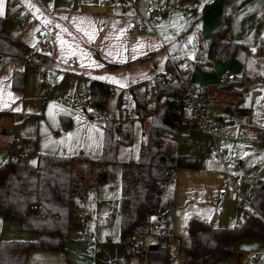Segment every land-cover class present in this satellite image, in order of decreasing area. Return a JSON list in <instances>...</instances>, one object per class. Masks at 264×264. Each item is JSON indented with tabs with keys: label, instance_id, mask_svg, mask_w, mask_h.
Returning a JSON list of instances; mask_svg holds the SVG:
<instances>
[{
	"label": "crops",
	"instance_id": "0c3cea01",
	"mask_svg": "<svg viewBox=\"0 0 264 264\" xmlns=\"http://www.w3.org/2000/svg\"><path fill=\"white\" fill-rule=\"evenodd\" d=\"M8 1L16 3L21 13L28 17L27 22L20 23L11 18L10 14L5 10V5ZM29 4L32 7H29ZM156 4L161 5L158 0H136L135 8L128 0H125V2L110 0H3V16H6L10 22L7 27L8 33L23 41L29 47L30 52L38 54L39 58L43 57V52L37 47L38 40L42 38L51 39L53 55L51 66L52 73L57 78V82L51 84L49 79L45 78L43 83H38L37 81L38 85L45 83L56 85L61 80L60 85L55 87L57 90L56 94L70 90L71 93L74 92V94L83 97V95L88 96L89 82L96 80L115 86L118 91H121V94L113 95L117 99L119 95L124 97V94L128 91L133 95L147 89L155 74L165 73L166 59L171 61L175 70L181 68L172 53L167 50V45L174 37H170L171 33L165 34L164 31L158 32L155 29V21L161 20V17L165 20L166 16L161 15L155 21H152L149 27L140 34L131 35L126 31L122 34L120 31L121 29H126L125 24L128 18H138L139 14L143 13L146 7ZM162 7L164 8V6ZM182 15L184 17L187 16L186 11H183ZM45 20L48 23H44ZM183 21L185 19L179 20L172 28L168 26L169 31L174 29L172 32L175 33V30H180V26L184 25ZM172 22L171 20L170 24ZM50 24H52V27H49ZM216 24V20L213 18L204 19L200 27L195 28L193 40L196 37L197 39L198 37H203L204 41L202 44L206 45V47L209 45L212 47L211 42L206 39L209 37L211 26H215ZM64 29H67V31H64ZM86 32L88 35H85ZM89 36L92 37L91 40H89ZM61 40L64 41L63 44ZM212 51V55H214L213 48ZM146 55L148 56L145 59H140ZM212 55L206 57L209 62L205 63V66L210 67V61L214 62ZM70 58H75L73 64L68 62ZM98 65H102V67ZM28 66L33 67L38 78L41 73L38 66L25 64L24 60L18 58H0L1 118L7 116V120L18 121L23 117L26 118L27 114H30L29 111L25 110L26 106L24 107L29 98L28 95L25 96L24 94L26 91V68ZM22 68L25 70V81L24 88L20 91L11 87V76L14 69ZM182 68L184 69L185 67ZM184 70L185 72L187 71L188 78L189 71L186 68ZM241 70L244 72V67ZM110 77H115L124 86L121 87L120 83L112 82L109 79ZM245 78L244 81L242 76L239 82L235 75L234 80L229 83L234 84L242 92L241 84L248 80V77L245 76ZM255 80L257 82V79ZM237 82L240 84L238 85ZM140 84H143L144 87L137 89ZM253 85L256 84L253 83ZM257 88H260V86L257 85L253 90L259 94ZM229 97L230 95L226 94L216 95L217 101L219 100L218 102H209L204 105L216 117L218 134L210 135L211 137H209L213 142L217 140V142L223 144L221 153L215 154L212 150L210 151L211 153H206V151H209V140L204 142L202 140L198 144L193 142L194 140L188 136V141L185 138L184 141H178V135L189 130L172 136V139L175 141L176 152L179 154L196 155L198 162L196 168H177L170 171V177L173 179V188L169 195L172 213L168 220V227L174 235V244L172 243L167 248L169 255L174 257V261L171 264H184L179 246L189 243L187 225L190 219L201 220L214 227H230L239 222L246 212L252 210L249 198L261 179V169L264 162V148L253 140V135L256 127L263 124L264 102L259 107L261 118L256 121L252 120V123L248 125L244 118L248 117L249 113L247 115H231L223 109L221 102L231 99ZM241 98L240 96L238 100L239 105L244 106L242 105ZM5 105L7 106L5 107ZM16 109L19 110L17 111ZM223 116L240 118V120L244 119L245 121L242 127H239V123H235L236 130L233 133L225 132L228 135L234 136L237 132L244 131L243 138H236L234 136L233 143L235 144L230 145L227 142V138H224L223 133H221V129L224 128L223 125H228V123L221 121ZM142 118H146L147 128L148 118L147 116H143ZM102 126L103 124L100 125V128L103 132ZM6 128V121L0 119V149H3L8 156L7 146L11 133L5 137L7 133ZM28 134L30 137H35L33 133ZM98 139L96 138V142H94L83 138L81 142L77 141L78 145L76 141L72 144L68 138L62 143V149H59L61 147L59 146L55 150L68 156L80 154L90 159H99L102 140ZM76 151H78L77 154ZM33 155L35 156V154H31L30 156ZM237 157L242 159L239 164L234 166L232 165L233 158ZM75 163L78 168L83 165L82 160H77ZM78 171L74 175L80 174ZM227 174L234 176L236 188L233 189L228 185L226 186L225 193L220 194L218 189L225 184ZM104 181L96 184L93 189L83 188L80 191L73 192L80 195L82 200H86L89 195L88 199L92 202L90 209L92 208L95 214L94 220L96 221V218H100L97 223L94 222L90 230V234L96 242L95 250H90L89 244L80 240L78 235L71 236L67 234L64 240L65 249L63 251L32 248L28 251L24 264H109L110 260L117 258L112 257V259H106L104 263L101 262L99 248L96 247L104 236V239H106L105 232L113 215L111 210L116 211L114 219L118 222L119 196L116 200L115 197L114 199L110 197V193L104 194L106 188L104 186L99 188V185ZM98 205H100V208L96 209ZM84 216L87 217V214H84ZM71 221H74V213L71 210L70 202L68 225ZM96 234H98L100 240L96 238ZM34 237L35 233L23 230L18 220L0 217V239L30 240ZM156 238L155 232H148L140 238L141 246L147 248L155 245ZM117 242L120 254L116 256H120L121 248L118 238ZM233 249L234 255L232 257L206 264H243L241 260L254 252L260 254L254 264H264V239H238L234 243ZM130 261L134 264H146L145 256L141 258L131 256ZM166 264H168L167 260Z\"/></svg>",
	"mask_w": 264,
	"mask_h": 264
},
{
	"label": "trees",
	"instance_id": "16d2710c",
	"mask_svg": "<svg viewBox=\"0 0 264 264\" xmlns=\"http://www.w3.org/2000/svg\"><path fill=\"white\" fill-rule=\"evenodd\" d=\"M10 24L6 16H0V58L13 57L24 60L38 58L30 52L29 47L20 39L11 36L7 27ZM200 36V35H199ZM195 46V58H199L206 45L203 37H198ZM207 41H210L215 56L226 61L232 56L236 42L229 36L225 17L211 29ZM205 40V41H206ZM253 52L256 59L264 51V46L254 40ZM148 55L140 58L145 59ZM197 65L201 62L195 60ZM112 66V65H110ZM176 70L169 59L165 61V72L175 74ZM161 82L157 87L155 100L151 103L131 96V110L134 117L142 119L145 115L148 124L145 131V142L136 159H128L120 163V195L118 199V241L121 255L109 261V264H134L131 256H145L146 264H166L169 250L157 236L153 248H143L140 238L150 231V223L169 220L172 206L169 195L173 188L170 171L177 168H196L197 159L193 155L179 154L175 150L172 139L185 126L182 122L185 98L181 88V78L169 79L160 74ZM187 78L186 73L182 74ZM253 77L257 85L264 87V62L262 71L254 70ZM246 79L243 76V80ZM25 70L14 69L11 76V87L22 91L24 88ZM108 84L91 80L88 87L89 100L105 107ZM240 89L232 83L218 85L210 90V94L220 92H237ZM208 93L201 98L206 104ZM119 95L117 105L120 106ZM223 109L231 115H247L249 108L240 106L239 102L223 105ZM127 111L119 108L118 121L110 118L103 122L102 147L99 159H90L83 155L74 156L42 153L36 150L34 137L26 139L27 151L35 154V163L29 164L25 159L7 158L0 163V217L16 219L23 230L35 233L33 239H0V264H24L27 253L32 248L61 250L65 249L64 240L67 235L68 215L71 197L74 191L83 188H95L96 184L106 179V171L102 163L115 160L118 144H129L131 136L122 127L121 122ZM30 114H27V116ZM25 116V117H27ZM63 124L66 116L62 115ZM167 120V122H166ZM253 140L264 148V110L263 124L257 126ZM11 146L9 141L8 148ZM77 160L87 163L90 180L82 174L74 175L73 165ZM251 211L230 227H214L210 224L190 219L187 225L189 243L180 245L184 264H206L226 259L234 255V243L243 238L264 239V165L261 179L249 198ZM155 217V219H153ZM142 235L138 246H133V236ZM137 264V263H136Z\"/></svg>",
	"mask_w": 264,
	"mask_h": 264
},
{
	"label": "rangeland",
	"instance_id": "374dc122",
	"mask_svg": "<svg viewBox=\"0 0 264 264\" xmlns=\"http://www.w3.org/2000/svg\"><path fill=\"white\" fill-rule=\"evenodd\" d=\"M110 1L125 2V0ZM158 2L164 6V8L162 7L164 10V14L162 15L166 16V18L164 20V18L161 17V20L155 21L156 18L154 20L155 29L158 32L164 31L165 34L171 33L170 37H174L167 45V50L172 53L176 62L178 61L181 67L177 68L175 72L185 74L186 72L184 69L186 68L189 71V82L207 89L209 100L207 103L218 102L219 100L217 101L218 98H216V95L226 94L230 95L229 98L231 99L224 100L221 102V105H229L237 102L241 96L242 105L250 109L249 116L244 118L246 123L249 125L252 123V120L256 121L260 119L261 113L259 107H261V105H263L262 102H264V87L260 86V88H257L259 94L254 92L253 89L257 86V82L253 77V72L254 70L262 71L264 51L259 58L256 59L252 49L254 48V40H257L264 46V0H158ZM183 11H186L187 16L184 17L182 15ZM222 16L225 17L229 36L237 43L232 56L230 59L222 61L218 59L215 54L212 55V47L209 45L203 50L199 58H195L194 45H197L199 42L196 36L193 40L195 28L200 27L204 19L213 18L216 20V23H218ZM170 17L171 19H169ZM184 19V25L180 26V30H175V33L172 32L174 29L169 31L168 26L172 28L175 23ZM171 20L173 22L170 24ZM213 27L214 26H211L210 30ZM208 55H212L214 59V62L210 61V67L205 66V63L209 62V60L206 59ZM195 60L200 61L201 66L197 65ZM182 67L185 68L183 69ZM242 67H244V72L241 70ZM227 71L233 72L239 82L242 76L248 77V80L241 84L242 92L239 90L232 93L220 92L210 94V90L219 85V77L227 73ZM26 75V91L24 94L25 96L28 95L29 98L24 107L26 106L25 110L29 111L30 115L18 121L7 120V116L3 118L0 117V119L6 121L7 133L5 137L9 136L10 133H14L22 136L26 140L30 137L28 133H33L35 134L34 138L37 143L36 148L38 151L55 155H65L55 149H58L59 146H61L59 149L63 148L62 143L69 138V134H72L70 139L72 144L74 141H76V143L77 141L81 142L83 138H87L94 142H96V138H99L98 140L101 141L102 131L100 125L103 124L104 119L110 118L113 123L118 121L120 106L117 105V99L113 95H108L105 107H101L91 102L87 95L81 97L74 94V92L71 93L70 90L56 94L57 90L55 87L60 85L61 80L56 85L47 83L38 85L36 80L37 73L32 66L26 68ZM239 82H237L238 85L240 84ZM253 83L256 85L252 86ZM143 87L144 85L140 84L137 89H142ZM131 96L129 91L124 94V97L129 102ZM121 113L127 116L126 119L121 122V125L129 132L131 142L127 145L118 144L115 160L101 164L106 171L107 177L106 180L99 185V188H101V186L106 188L104 194L110 193V197H113V199L115 197L116 200L120 194V163L128 159L137 158L139 151L144 146L146 129V118L140 120L134 117L132 112L128 111L127 113ZM61 115L67 118L65 124H63L65 120L61 118ZM244 119L240 120V118L222 117L221 121L223 123H228V125H223L224 128L221 129V133H223L224 138H227V142L230 145L235 144L233 143V138L235 137L225 132L228 131L233 133L236 130L235 123H239V127H242L245 123ZM227 126L229 127L227 128ZM215 134L217 135L218 132ZM188 136L194 140L193 142L198 144H200L202 140L203 142L209 140V151H206V153H211L212 146L220 147V153L222 152L223 144L221 142L219 143L217 140L213 142L209 134L199 131L189 130L188 132H183L178 135V141H184V138L188 141ZM77 153L78 151H76V154ZM193 156L196 157L198 162L197 156ZM6 159V152L0 149V163H3ZM233 159L232 165L235 166L240 163L242 158L237 157ZM26 161L33 165L34 163L32 162L35 161V156L33 155L26 158ZM263 165L264 162L261 172L263 170ZM73 171L74 174L77 171L80 172L85 180H90L91 178L90 170L85 162H83L80 168H78L75 163ZM89 197L88 195L86 200H82L80 195L76 193L72 194L71 210H73L74 213V221L69 223L67 234L71 236L77 235L80 229H84L91 233L90 230L94 222L97 223L98 220H100V218H96V221L94 220L95 214L92 208L90 209L92 202L88 199ZM98 208H100V205H98L96 209ZM83 210H85L84 213ZM111 212L113 215L105 232L106 239H104V236V238L100 240L98 234L95 235L96 238L100 240V243L96 247L99 248L100 260L103 263L106 259L109 260L112 259V257H119L116 255L120 254L117 242L118 222L114 219L116 211L111 210ZM84 214H87V217H85ZM155 242H157V238Z\"/></svg>",
	"mask_w": 264,
	"mask_h": 264
},
{
	"label": "built area",
	"instance_id": "2783aa9c",
	"mask_svg": "<svg viewBox=\"0 0 264 264\" xmlns=\"http://www.w3.org/2000/svg\"><path fill=\"white\" fill-rule=\"evenodd\" d=\"M130 4H132L135 8L136 0H128ZM6 12L10 13V16L13 20H16L20 23H25L28 20V17L23 15L20 11V8L16 6V3L13 1H8L5 5ZM163 14V8L161 5H150L146 7L143 13L139 14L138 18L130 17L126 20V32L131 35H136L143 33L150 25L152 21L156 18L160 17ZM52 27V24L49 25ZM37 47L43 52V57L35 58V56L28 60L29 65H35L40 68V75L37 78L38 83H43L45 78H48L51 84H55L57 82V78L52 73L51 61L53 59L52 55V42L50 38H42L37 42ZM45 58V59H44ZM70 64L75 62V58H70L68 61ZM169 79H173L176 77L181 78V88L183 89V95L185 98V106L183 110L182 122L185 126L186 130H195L202 133H206L209 135H214L218 131V124L216 117L213 113L209 112L204 104L201 103V98L207 94V89L203 86L195 85L189 82L188 78H183L182 74H167ZM235 75L233 72H227L219 77L218 83L219 85L227 84L234 80ZM161 82V75L155 74L147 89L143 92L134 94L137 98L143 99L149 103L155 100V94L157 91V87ZM107 92L109 95H116L118 93L121 94V91H118L115 86L108 85ZM120 108L124 111L131 110V103L124 97L120 98ZM244 131L241 130L237 132L234 136L236 138H243ZM10 142L11 146L7 149L8 156L7 158H18V159H26L30 156L27 151V142L26 140L14 133L10 134ZM175 142V141H174ZM211 150L215 154H219L221 148L217 146H212ZM231 186L233 189L236 188V181L233 175L227 174L225 179V184H223L218 192L220 194L225 193L226 186ZM171 205V202L168 203ZM170 218V215L168 216ZM150 231L155 232L156 236L162 238V242L165 246L174 244V235L170 231L168 227V222L154 220L150 223ZM78 238L89 244V249L94 251L96 242L92 238V235L84 230L80 229L77 233ZM142 235L133 236V246H138L139 238ZM177 247V246H176ZM259 253L254 252L247 256H245L241 261L243 264H254V262L259 258ZM174 261V257L169 255L167 258V263L171 264Z\"/></svg>",
	"mask_w": 264,
	"mask_h": 264
},
{
	"label": "snow or ice",
	"instance_id": "6c2138e0",
	"mask_svg": "<svg viewBox=\"0 0 264 264\" xmlns=\"http://www.w3.org/2000/svg\"><path fill=\"white\" fill-rule=\"evenodd\" d=\"M29 7H32V5L29 4ZM37 11H39V10L37 9ZM2 15H3V0H0V16H2ZM44 23H48V21L45 20ZM126 30H127V29H121L120 31H121V33L123 34ZM64 31H67V29H64ZM85 35H88V33L86 32ZM58 39H59V36H58ZM91 39H92V37L89 36V40H91ZM61 43L63 44L64 41L61 40ZM134 50H135V49H134ZM252 51L255 52L256 49L253 48ZM85 55H87V54L85 53ZM133 59H135V57H133ZM98 66H101V67H102V65H98ZM109 79H111L112 82H114V83H120V81H117L115 77H110ZM120 86L123 87L124 85H123L122 83H120ZM9 95H11V94H9ZM6 106H7V105H5V107H6ZM16 110L18 111L19 109H16ZM93 127H95V126H93ZM71 135H72V134H69V139H71ZM245 155H247V153H245ZM32 163H35V161H33ZM153 219H155V217H153Z\"/></svg>",
	"mask_w": 264,
	"mask_h": 264
},
{
	"label": "water",
	"instance_id": "95a60500",
	"mask_svg": "<svg viewBox=\"0 0 264 264\" xmlns=\"http://www.w3.org/2000/svg\"><path fill=\"white\" fill-rule=\"evenodd\" d=\"M166 122H167V120H166ZM153 247H154V245L150 246V248H153Z\"/></svg>",
	"mask_w": 264,
	"mask_h": 264
}]
</instances>
